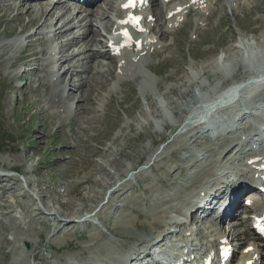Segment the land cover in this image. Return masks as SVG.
Returning <instances> with one entry per match:
<instances>
[{
	"label": "rangeland",
	"instance_id": "374dc122",
	"mask_svg": "<svg viewBox=\"0 0 264 264\" xmlns=\"http://www.w3.org/2000/svg\"><path fill=\"white\" fill-rule=\"evenodd\" d=\"M10 1L0 0V264H87L89 260L116 264L124 252L165 231L176 214L170 205L184 202L207 180L221 163L216 156L221 150L226 160L233 150L242 149L239 135L250 130L248 121L264 117V106L253 109L256 115L251 119L242 114L237 121L231 120L230 112L214 111L203 127L176 132L188 109L175 110L186 97L192 102L206 100L239 76H261L263 70L256 72L264 67V0H213L206 26L197 25L192 15L189 25L182 22V29L166 30L163 36L164 19V25L154 23L164 39L157 46L163 44L165 49L144 56L142 65L127 75L116 74L106 57L92 55L106 48L100 38L117 12L114 0L107 18L100 16L105 0L78 14L76 21L81 19H73L78 31L59 39L62 43H53L54 32L44 28L52 21L56 30L62 20L54 16L31 40L28 36L42 23L37 19L30 25L38 17V1L29 2L35 5L30 14L25 13L29 3L21 5L19 22L15 8L2 6ZM241 2L245 5L238 8ZM98 3L104 8L93 15ZM93 31L96 40L85 46ZM73 35L80 43L69 53L83 52L63 64V69L77 64L65 76L57 69L60 55L56 54V70L61 74L55 81V61L47 49L59 48ZM34 51L43 53L30 63ZM121 78L127 81L122 83ZM62 81L70 84L72 96L58 95ZM80 83L79 89L73 88ZM263 87L252 93L248 105H264ZM55 97L64 103L56 104ZM219 125L225 126L224 132ZM206 131L217 133L208 139ZM149 162L147 168H140ZM106 174L112 179L103 185ZM224 193L226 189L219 197ZM104 199L107 203H102ZM95 206H99L94 214L97 225L90 223L92 215L85 217L86 222L66 224V219H82ZM236 221L237 225L229 222L227 227L240 240L246 227ZM247 234L248 244H254L253 233ZM22 236L27 242L19 241Z\"/></svg>",
	"mask_w": 264,
	"mask_h": 264
},
{
	"label": "bare ground",
	"instance_id": "6f19581e",
	"mask_svg": "<svg viewBox=\"0 0 264 264\" xmlns=\"http://www.w3.org/2000/svg\"><path fill=\"white\" fill-rule=\"evenodd\" d=\"M3 1H5V0H3ZM38 2V4H39V7H38V17H34L33 18V20L32 21H30V25H34L36 22H37V19L38 20H42V23L40 24V25H37V28H36V30L33 32V33H31V35H29L28 37L32 40V37L33 36H36L38 33H40L39 31H38V29H39V27L42 25V24H44V23H46L47 21H50V20H52V18L54 17V16H56V18H58V19H56V21L57 20H62V24L61 25H59L57 28H56V32H55V36H57V39L59 40V39H63V38H65L68 34H70V33H72V32H74L76 29H77V27H76V25L73 23V19H74V17H71V15H70V12H69V6H63V4H65V3H61L62 1H56V3H54V4H51L50 2H49V0H37ZM95 1L96 0H93V2L91 3L92 5L95 3ZM106 2H105V10L102 12V13H100V12H98V10H99V8H100V6L101 5H99V3L98 4H96L95 6H97V8L96 9H92L91 10V12H92V14L93 15H99V13H100V16L101 17H104V18H107V15H106V11H108V10H113L114 9V6H113V2H112V0H105ZM47 2H49V3H47ZM214 2H216V0L214 1ZM30 3H32V2H30ZM27 4L28 6H27V9H26V11H25V13L26 14H30V13H32L34 10H35V5H33V6H31V4ZM37 3H36V6H37ZM10 4V5H9ZM156 5H157V7L159 6H166V4L165 3H159V2H156ZM3 6V8L5 9V10H9V9H13V8H15L17 11H16V17H17V21L19 22L21 19H22V17H23V15H22V10H21V5L20 6H18V7H15V6H13L11 3H5V4H3L2 5ZM94 6V7H95ZM103 6V5H102ZM104 8V7H103ZM18 9H20L21 11H19ZM102 9V8H101ZM14 10V9H13ZM81 9H78V11H80ZM101 11V10H100ZM163 11L161 10V8H160V10H159V12L157 13L156 12V16H157V14L158 15H160L161 13H162ZM165 14H167V10L164 12ZM91 15V14H90ZM97 17V16H96ZM158 17V16H157ZM160 17V16H159ZM108 21V20H107ZM109 22L110 21H108V24H105V26L103 27V28H105V30L106 31H109V29L111 28V23L109 24ZM39 24V23H38ZM57 23H55V25H56ZM27 26L28 25H26V27L23 29V30H25V29H27ZM34 27V26H33ZM94 32V31H93ZM164 32H166V30L165 31H161L160 32V35H162V34H164ZM69 36V35H68ZM67 36V37H68ZM95 36V32H94V34L90 37V39H86V41H85V43H86V45L85 46H88L89 45V42H91V41H95L96 40V38L94 37ZM163 36V35H162ZM35 38V37H34ZM85 38V37H84ZM79 43H80V41H79V39H78V37H77V35H73L71 38H69V39H67L66 40V42L63 44V45H61V47L57 50V52H55L54 51V53L55 54H59L60 55V57L58 58V60H57V64L59 65V67L57 68V69H60L62 66H63V64L64 63H66L67 61H71V60H73L74 59V55H76V54H79V53H82L83 52V50L80 52H77L76 54L74 53V52H71V53H69V51H70V49H73V47H76V46H78L79 45ZM102 44V43H101ZM233 49H234V47H233ZM109 50V49H108ZM150 50V48L149 49H145V50H143V52H148ZM93 53H92V55H93V58H96V56L97 57H108L109 59H111V61H115L113 58H115L114 57V55L112 56L111 55V53H110V51H107V50H105V49H103L102 48V50L100 49V50H94V51H92ZM39 53H43L42 51H38V52H33L29 57H28V60L30 61V63L32 62V61H36L37 60V55L39 54ZM53 54V53H52ZM54 54V55H55ZM236 54H237V52H236ZM215 61L217 62L218 61V59H215ZM213 62V61H212ZM113 63V62H112ZM113 64H116L115 66H114V68H115V70H116V67H117V62L116 63H113ZM77 64H74L73 63V65L72 66H76ZM125 65L126 64H122L121 65V70H123V68L125 67ZM72 66L71 67H68V68H64V69H62L63 71H62V73L64 74V76L66 75V73L67 72H69L70 70H72ZM262 69V68H261ZM106 71H108V68H106ZM262 70H259V71H257L256 73L258 74V72L260 73ZM100 75V74H99ZM249 79L250 80H253V81H256V82H252V81H249ZM264 70H263V72H262V74H261V76L260 77H257V76H246V77H243V75L242 76H239L238 78H236L235 80H233V81H229L228 83H226L225 85H223L222 87H221V90H220V94H218L219 93V91L215 94V95H217V96H215V97H213L212 98V100H208L206 103H210V101L213 103V106H215V105H217V104H220V103H223V104H226V103H230V102H232L235 98V95H236V93L237 94H240V90L242 91V92H244V91H246V89L248 88L247 86L249 85V86H251L252 84H254V83H262V84H260V85H256V89H255V91L256 90H258V88L259 87H261V86H264ZM246 84V85H245ZM61 85V89L59 90V93H58V95H60L61 96V94L62 93H65V95H66V98L67 97H70V96H72L73 95V92H71V90H73V89H71V88H69V83H64V81H62V83L60 84ZM82 85V83H80V84H74L73 85V88H75V89H79V87ZM226 85H228V86H226ZM232 85H233V87L234 88H231L232 87ZM226 87H229V88H231V89H227L226 91H225V88ZM264 88V87H263ZM93 89V88H92ZM92 89H90L89 91H92ZM262 90V89H261ZM247 92V91H246ZM258 92V91H257ZM260 95H262L261 93H259ZM246 96V95H250V93H246V94H240V96ZM86 99V98H85ZM84 99V100H85ZM199 100V99H198ZM198 100H197V102H198ZM217 100H221V101H219V102H216ZM193 101V99L192 98H190V97H186L179 105H177V109L175 110L177 113H178V111L179 112H183V111H185L186 109H188V111L191 109V107H192V105H194V104H196L197 102H192ZM189 103H191L190 105H189V108H187V105L189 104ZM205 103V104H206ZM260 105V104H259ZM238 150H240V149H238ZM224 158V157H223ZM7 175V174H6ZM7 176H11V175H7ZM246 180H245V179ZM244 178H241V179H239L240 181L239 182H241V181H247L249 178H250V176H247V175H244ZM112 179V177H110V175L109 174H106V179H105V181H104V183H103V185L105 184V185H107V184H109L110 183V180ZM120 185V184H119ZM1 186V185H0ZM214 187H218L217 186V184H216V186H214ZM213 187V188H214ZM219 189V188H218ZM109 190L110 189H108L107 190V194H108V192H109ZM198 191V190H197ZM238 191V190H237ZM224 192V190H222L220 193H219V196H221L222 195V193ZM106 194V195H107ZM226 193H224V195H225ZM223 195V196H224ZM234 195H235V192H234ZM222 196V197H223ZM107 197V196H106ZM221 197V198H222ZM91 198V197H90ZM220 198V199H221ZM237 196L235 197V201H233V203H230V204H228L229 205V211H230V213H225L224 214V218H228V217H230V219H232V218H235V214H234V216L232 215V207L235 205V203H238L237 202ZM83 200H84V198H83ZM85 201V200H84ZM102 203H107V199H104L103 201H102ZM101 203V204H102ZM252 204H253V202H252ZM251 204V205H252ZM97 205H99V204H97ZM225 205V204H224ZM83 207V206H82ZM82 207L81 208H79L78 209V213L80 212V210L82 209ZM96 207L97 206H95L94 208H95V210H97L96 209ZM94 208H92V209H90L89 210V214H86V215H83L81 218H82V221L84 220H87L85 217H89V215H94L95 214V211H93L94 210ZM97 208H99V206L97 207ZM198 208H200V206L198 207ZM224 208H225V206H224ZM245 208V207H244ZM93 211V213H91ZM203 212V214H206L207 213V215H209V212H207V211H205L204 209L202 210ZM51 213V212H50ZM91 213V214H90ZM51 214H53V213H51ZM203 214H202V216H203ZM194 215H196V216H194V219L196 220H199V218H197V214H194ZM207 215H204L203 217H206ZM201 216V215H200ZM73 218V220L74 219H76V218H74V217H72ZM67 221L69 220V219H66ZM72 220V221H73ZM78 220H81V219H78ZM233 221V220H232ZM73 222H75V221H73ZM231 223V222H230ZM231 224H233V223H231ZM229 229H232V228H228V231H229ZM246 230H248V229H251V228H249V227H246L245 228ZM252 231V230H251ZM164 232V231H163ZM229 233L231 234V236L232 237H234L233 235H232V233L229 231ZM253 233V232H252ZM236 235V234H235ZM246 235L248 236V234H247V232H246ZM248 238V237H247ZM253 238H255V235L253 234ZM252 241H254V240H252ZM253 244V243H252ZM252 244H250V245H252ZM254 245V246H253ZM252 246H253V248H252V252L251 253H249L248 255H251V254H253L254 252H257V251H259V247L258 246H256V243H255V241H254V244H253ZM132 254H130L129 256L130 257H132L131 256ZM178 255V254H177ZM177 255H173V254H169V256H170V258H172L173 259V262H170V264H178V263H181L182 262V260H183V258H181V257H177ZM184 258H189L188 256H185ZM121 259V258H120Z\"/></svg>",
	"mask_w": 264,
	"mask_h": 264
},
{
	"label": "snow or ice",
	"instance_id": "6c2138e0",
	"mask_svg": "<svg viewBox=\"0 0 264 264\" xmlns=\"http://www.w3.org/2000/svg\"><path fill=\"white\" fill-rule=\"evenodd\" d=\"M258 227H259V225H258ZM260 230H261L262 232H264V227H262ZM247 250H250V249H247ZM224 253H225V255H227V249H224Z\"/></svg>",
	"mask_w": 264,
	"mask_h": 264
},
{
	"label": "water",
	"instance_id": "95a60500",
	"mask_svg": "<svg viewBox=\"0 0 264 264\" xmlns=\"http://www.w3.org/2000/svg\"><path fill=\"white\" fill-rule=\"evenodd\" d=\"M249 81H252L253 82V80H250L249 79ZM200 110V108H198L196 111H199ZM191 122V120H187V123L189 124Z\"/></svg>",
	"mask_w": 264,
	"mask_h": 264
}]
</instances>
